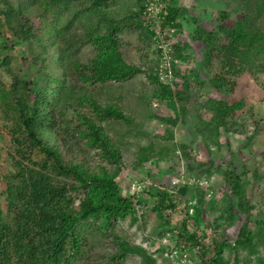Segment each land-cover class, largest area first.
<instances>
[{"label": "trees", "instance_id": "obj_1", "mask_svg": "<svg viewBox=\"0 0 264 264\" xmlns=\"http://www.w3.org/2000/svg\"><path fill=\"white\" fill-rule=\"evenodd\" d=\"M236 2L232 24H224L230 10H213L215 25L192 36L202 57L180 74L173 61L190 47L177 34L196 19L169 0L156 13L146 9L149 0H0V126L8 132L1 142L8 163L0 170V264H124L129 255L138 264H157L170 244L151 251L123 231L144 224L147 209L161 227L156 238L172 241L178 264H189L192 250L191 264H264V215L250 195L260 181L257 156L264 163V150L254 153L264 124L243 133L242 99L209 94L229 93L244 70L264 71V0ZM131 36L137 52L152 61L147 70L122 54ZM21 44L23 65L14 58ZM159 53L170 55L176 81L159 78ZM140 73L151 86L144 93L129 83ZM191 90L199 101L189 107ZM153 100L170 110L159 118L166 127L194 116V135L175 142L166 130L158 148L154 141L137 147L138 161L152 158L167 168L183 163L185 175L178 186L123 192L117 177L122 150L130 147L124 135L152 118ZM229 133L241 137L225 141L222 160L221 138ZM198 144L205 161L194 155ZM232 144L251 164L241 161L236 169L240 158ZM211 176L218 185L208 183ZM210 191L216 199L206 198ZM237 214L247 219L227 240L218 229L233 225Z\"/></svg>", "mask_w": 264, "mask_h": 264}, {"label": "rangeland", "instance_id": "obj_2", "mask_svg": "<svg viewBox=\"0 0 264 264\" xmlns=\"http://www.w3.org/2000/svg\"><path fill=\"white\" fill-rule=\"evenodd\" d=\"M165 1V0H161ZM171 4L177 8H185L186 12H184L183 16H187L186 13H190L192 16L195 17V22H190L187 25H184L183 31L181 33L177 34V37H179V41L181 42H187L190 51H187V54L184 56L181 60H175L173 61L175 64V69L178 71V73L182 74L184 71L187 72L192 66L193 63H198L202 57V45L197 40H193L192 36H195L196 38L200 35V32H202V29H209L215 25V21L212 16L213 10H230L229 17L224 21V24L229 26L232 24L234 19H236L239 15V13L236 10L237 2L236 0H169ZM182 14V13H181ZM37 25V23L35 24ZM1 39V38H0ZM3 40H7V37L3 38ZM135 39H133V36H131L129 39H126L124 41V44L121 47V51L125 59L133 64H143V68L146 67V70L148 67H150V64H152L151 60H147L146 57L142 51L139 49V52L136 50V43L134 42ZM138 43V42H137ZM151 50H154L155 47L151 46ZM18 51H15L14 58L17 62L21 63L22 65L26 63V61H22L21 58L25 54V50L23 45H19ZM150 50V48L148 49ZM148 50H145L147 53H150ZM158 55V54H157ZM170 56L167 53H164L163 55L159 53L160 60V66H158L160 69H158V75L159 78L164 81L173 82L176 81L171 76V71L173 66L170 67V59L166 58V56ZM154 56V54H153ZM156 57V53H155ZM148 58V57H147ZM192 58V59H191ZM191 59V60H190ZM146 62H149L146 63ZM199 73L203 77V73L201 68ZM165 71V73H163ZM170 72V73H169ZM200 75V76H201ZM4 74L0 71V78L3 77ZM129 83L133 87V89L137 90L138 93L145 92L146 89H150L151 86L148 84L147 79L145 76L140 73L134 76L132 79H129ZM190 100L188 106L191 107L194 102L199 101L197 98L198 92L195 90L190 91ZM210 96L215 97H224L227 102H232L237 99H242L244 102L243 110L240 112V116L244 122L242 123L243 133L248 132L253 128L255 124L261 125L264 124V71L263 72H257L255 76L251 75L247 70H244L236 79H235V85L233 89L226 94L216 93L214 91H209ZM169 110V109H168ZM168 110L164 109L162 106L158 105V102L155 100L151 101L150 104V111L149 114L152 115V118L143 121L141 123V127L139 128V125L135 126V130L131 129L124 135V141L129 143L130 147L129 149L122 150L123 154V165L119 172V175L117 177L118 183L121 185L123 192H131V183L134 180H144L145 185H154L156 188V185H159L161 183H169L173 177H176L177 175L184 176L185 175V166L182 163L181 165H173L171 168H167L166 166H161L157 164L156 161H154L152 158L146 162L138 161L139 157V146H142L146 142L154 141L155 142V148H158V146L162 143V140H159V136L164 135L166 130H171L173 134V140L175 142H187L189 139H191L194 135L192 132V124L195 121L194 116H186L184 123H176L175 126L172 127H166L161 120L159 119L164 114H168ZM170 111V110H169ZM248 115V116H247ZM134 122H139V116L136 115V119ZM140 132V134H139ZM8 132L1 128L0 126V170H2L3 166L8 163V160L6 158V152L4 147L1 146V142L5 139V137L8 136ZM135 136L137 138V141L133 138ZM156 136V139L155 137ZM240 135H233L231 133L224 134L221 138L222 145L220 147L221 157L222 160H226L228 158L227 154V148L224 145L225 141L228 139H239ZM137 145V146H136ZM254 147V153L259 154L261 151L264 150V127L260 128L259 135L256 137ZM196 151L194 152V155L197 160H203L205 161L207 158V155L202 147L201 144H198L196 146ZM232 150H236L239 153L240 160L235 161L236 163V169L239 170L241 167V161H245L247 164H251L250 159H246L247 156L240 153L239 148L236 144H232L231 146ZM136 151V152H135ZM145 152V151H142ZM153 153V152H151ZM257 170L259 172L260 181L258 183V187H253L250 191V195L253 198V201H256L261 206V214L264 215V163L262 159L257 156ZM196 174H198V171H195V173L191 172L190 176L193 180L196 178ZM199 175V174H198ZM200 180H205V177L201 174ZM196 181V180H195ZM192 182V181H190ZM208 183H211L213 185H218L219 180L217 181V178L214 176L209 177ZM144 185V186H145ZM146 185V186H147ZM201 188L206 187V183L200 184ZM2 189V182L0 181V190ZM218 194H212L211 191L206 193V198L208 200L216 199ZM0 200H2V196L0 195ZM3 203V201H1ZM152 204L151 198L145 197V206L149 207ZM145 219L144 224L140 223L139 226L137 224L125 226L123 231L126 232L128 238L133 241L136 244L141 245L142 247H147L151 251L159 247V244H161L162 240L158 241L156 238V233L161 230V227H158V221L156 220V217L154 215V212L152 210L145 211L144 213ZM175 215V216H174ZM173 221L178 222L180 220L179 216H176V214H173ZM247 219V217H244L243 215L237 214V219L233 225L224 227V229L219 228L218 232H221L224 237H226L227 240H231L234 238L238 227L241 225L243 219ZM245 219V220H246ZM248 220H251L248 218ZM156 226V227H155ZM209 229L205 228L203 229V234H209ZM173 230H171L172 235ZM204 242H207V240H203ZM172 242V241H171ZM169 242L170 245L172 243ZM176 249V248H175ZM193 249V248H192ZM163 255H157L156 256V263L157 264H163L162 260ZM195 257L194 251L190 252L188 255V258H190L189 262L187 259H185V262H188L191 264V258ZM91 258L90 260H92ZM231 262L230 260H228ZM124 264H138L137 258L135 256L129 255L127 256ZM169 264H175L172 260Z\"/></svg>", "mask_w": 264, "mask_h": 264}, {"label": "built area", "instance_id": "obj_3", "mask_svg": "<svg viewBox=\"0 0 264 264\" xmlns=\"http://www.w3.org/2000/svg\"><path fill=\"white\" fill-rule=\"evenodd\" d=\"M162 5V2L161 0H149V3L147 5V10L148 12H154L156 13L159 8L161 7ZM154 17V16H153ZM168 55L166 56V58L168 59ZM182 177L180 175H177L176 177H173V179L170 181V184L172 186H178L180 183H182ZM190 181H193V179L191 177H189L188 179V183ZM145 185V182L144 180L143 181H139V180H134L132 183H131V189H132V192L136 190H139L140 188L144 187ZM193 201H189V203H191ZM189 211H191V209L189 208ZM163 244H169L168 240H165V239H162L161 241ZM175 252H176V249L175 247H173V245H169L168 248H167V252H165L163 254V257H162V260H163V264H169L172 260L174 261L175 264H178V262L176 261V259L174 258L175 257Z\"/></svg>", "mask_w": 264, "mask_h": 264}]
</instances>
